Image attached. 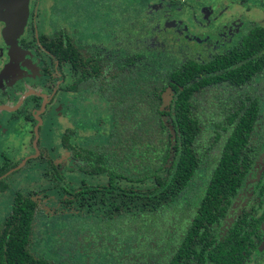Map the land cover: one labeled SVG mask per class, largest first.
I'll list each match as a JSON object with an SVG mask.
<instances>
[{"label":"flooded vegetation","instance_id":"flooded-vegetation-1","mask_svg":"<svg viewBox=\"0 0 264 264\" xmlns=\"http://www.w3.org/2000/svg\"><path fill=\"white\" fill-rule=\"evenodd\" d=\"M191 1L198 3L204 18L213 13L216 5V0ZM120 2L121 0H29L27 21L13 51L10 52L0 34V153L15 151L18 147H14L15 139L18 141L31 134L30 146L34 155L44 157L53 179L70 195L64 202L79 201V207L83 206L84 200L92 197L94 200L99 198L100 203L105 201L100 190L85 192L86 186H99L85 183V177L91 176L94 179L106 176L87 174L76 169L68 150L62 144V135L65 133H68V141L71 143L73 131L69 129H65L57 140L65 153L66 164H54L48 150L39 146L42 127L47 122L45 117L49 107L61 94H87L99 100L101 109H90V112H95L98 116L101 113L106 115L107 133L111 118L107 103L99 92L86 87L69 89L80 77V70L84 66L79 65L77 72L66 59L58 62L51 53V43L63 46L65 51L71 46L79 57L96 59L98 69L108 65V71H111L116 62L119 60L122 63L121 58L130 52L131 43L128 39L133 28L130 26V31L126 32V23L138 18V28L144 24L141 35L144 38V48L169 45L170 52L176 58V69L180 70L182 61L209 63L240 46L242 39L251 30H264L263 23L247 26L240 18H228L226 21H219V27L210 26L207 32L196 34L186 24L178 22L172 14H163L161 11L164 7L177 11L184 6L183 1L127 0L125 7ZM46 3L49 12L41 32L37 33L36 26ZM99 4L102 9H99ZM153 5L157 7L152 8ZM136 7L141 9L139 13ZM211 23L213 22H208V25ZM108 26L111 28L107 32ZM148 26L151 28L149 34L146 33ZM29 27L33 31L32 38L27 35ZM199 47H204L205 50L198 51ZM263 53L264 48L252 54L255 64L251 72L250 68L244 71L246 79L237 84L230 83L228 79L215 81L193 92L190 117L195 128L191 131L189 144L193 153V173L185 185H176L172 208H168L169 199L161 200L160 213L166 217L162 220L159 216L158 228L152 231L147 225L131 240L134 248L143 244L148 237L147 243L152 248L147 252L141 250L142 255L138 258L143 264H167L172 253L175 254V264H264V84L253 91L254 79L264 76ZM64 67H67L73 79L65 86H60L65 81ZM52 75L59 76L60 87L52 85ZM95 81L99 85L98 79ZM166 91H170L169 102L172 92L166 88L162 95ZM209 96L215 97L209 99ZM164 117L167 118L163 115V121ZM239 119L242 122L235 132L238 137L229 145L228 138ZM86 143L71 144L80 147ZM10 161L0 164V170L7 169L0 175V181L5 186L4 190H0V264H21L15 250V256L11 255L10 262L5 260L4 244L9 233L16 231L20 227L21 218H24L17 209L22 200L33 204L29 210L30 235L23 250L32 261L40 262L23 263L61 264L63 255L53 252L52 245L49 246V242H53L49 238L51 229L61 223L66 224L67 231L77 229L78 217L66 220L68 216H54L58 220L54 224V217L43 221L39 216L42 207L40 202L31 194L12 189L10 180H6L7 173L12 170V173H17L25 165ZM20 166L22 167L18 169ZM218 166L225 169L224 176L213 175ZM163 170L165 174V169ZM69 174L77 175L81 184L69 188ZM29 183L25 181L23 184ZM106 185L107 178L106 184L102 186ZM10 190L12 194L5 203L4 195ZM104 204L107 209L102 215L105 219H110L105 217V213L112 209V205L110 202ZM163 205L170 212H161ZM24 212L27 214L28 210ZM35 244H39L40 248L34 249ZM121 250L122 247H119L114 255Z\"/></svg>","mask_w":264,"mask_h":264},{"label":"trees","instance_id":"trees-1","mask_svg":"<svg viewBox=\"0 0 264 264\" xmlns=\"http://www.w3.org/2000/svg\"><path fill=\"white\" fill-rule=\"evenodd\" d=\"M140 10L136 7L138 13ZM143 26L141 24L140 28ZM150 29L149 26L146 28L147 34ZM138 30L130 32L129 54L121 58L122 63L118 60L111 71H108V65L98 69L96 59L79 57L71 46L65 51L63 46L51 43V53L58 62L64 59L69 61L74 71H79V65L84 66L80 70V77L69 89L86 87L99 92L110 113L108 133L99 141L74 147L68 141V133L62 135V144L76 169L87 174H104L107 178L106 186H86L85 192L100 190L101 194L108 192L117 197L126 196L138 203L136 214L149 212L155 215L163 198L169 199L168 208H172L176 185H185L193 173V153L189 145L191 131L195 128L190 117L193 92L215 81L228 79L230 83L237 84L246 79L244 71L250 68L251 72L255 64L252 54L264 48V30H251L240 46L209 63L182 61L180 70L176 69V58L170 52L169 45L145 49L142 44L144 38ZM95 79H98L99 85L95 84ZM166 88L171 90L172 95L167 109L162 110L161 95ZM163 115L168 118L169 124L162 120ZM241 122L239 119L232 129L227 144L230 145L238 137L235 132ZM163 169L165 174L161 177L159 173ZM6 170L1 169L0 175ZM225 172L222 166H218L213 175L224 176ZM118 179L134 184L151 179L154 186L145 191L123 189L115 185ZM4 189L0 181V190ZM110 205L112 209L105 213L106 218H118L126 213V209L121 207L123 202L116 204L110 201ZM32 207L33 204L27 200H22L17 206L24 218L20 220V227L10 232L5 241L4 256L7 262H10L11 255L15 256V250L21 264L40 263L32 261L23 250L30 235L29 210ZM24 210H28V213L25 214ZM153 223L157 226L159 219L153 218L150 224L152 231L156 229ZM167 264H175V254H171Z\"/></svg>","mask_w":264,"mask_h":264},{"label":"rangeland","instance_id":"rangeland-1","mask_svg":"<svg viewBox=\"0 0 264 264\" xmlns=\"http://www.w3.org/2000/svg\"><path fill=\"white\" fill-rule=\"evenodd\" d=\"M48 1L50 2L51 0ZM180 1L184 2V6L179 10L174 11L170 7H164L161 11L163 14H172L178 22L186 24L196 34L207 32L210 30V26H213L212 28L219 27V21L228 18H240L245 21L247 26L252 25V23H263L264 25V0L260 2L258 0H216L214 11L208 18L202 16L197 2L191 0ZM126 2L127 0H121L120 3L125 7L127 5ZM46 6L47 3L40 15V22L36 26L37 33L41 32L43 22L48 15L49 11H47ZM98 7L102 9L101 4ZM156 7L157 5L152 6V8ZM210 21L213 23L208 25ZM130 26L133 29H139L140 35L144 32L143 28H138V18L132 19L131 23H126V32L130 31ZM110 28L108 26L106 31L108 32ZM32 33L33 31L29 27L27 30L28 37L32 38ZM85 33H88V31L85 30ZM199 48L198 51L203 52L205 50L204 47ZM63 73L65 81L61 83L59 76L52 75V85L61 83L60 86H65L72 81L73 75L67 70V67H64ZM253 83L255 85L253 91H257V86L264 84V76L254 79ZM251 90L252 88H250ZM169 95L170 91H166L162 95L163 101L161 106L164 110L166 109ZM211 97L215 96H209V99ZM93 98L87 94L82 96L61 94L60 97H56L52 106L49 107L48 114L45 117L47 122L42 127L39 146L40 148H45L46 151L48 150L47 153L51 156L54 164H66L65 153L57 142L60 134L65 129L73 131V134L70 136V141L76 145L92 140H101L106 135L108 127L107 121L105 120L106 115L101 113L98 116L95 112H90V109L93 111L101 109L97 97L94 98L95 100ZM164 122L169 124L168 119L165 117ZM28 135L29 137L22 138L18 141L15 139L14 147L16 145L18 146L15 148V151H1L0 164L6 160L17 163L21 162L22 166L25 164L23 168H21L22 166L18 167V169H21L17 173H12L13 170L7 173L8 176L5 175L7 176L6 180H10L11 185H13L12 189L31 194L37 202H40L39 204L42 207L39 216L43 221L50 217H60L61 215L68 216L69 218H65L66 220H70L73 216L78 217L77 220L79 223H77V229L67 231L66 224L63 223L60 226L54 225L51 229L52 234L49 238L53 242H49V246L50 244L52 245L53 252H60L63 255L61 264H143L138 258L142 255L141 250L147 252L152 248L147 243L148 237H146L147 240L143 244H139L134 248L131 246V240L136 237L142 228L147 225L150 226L153 218L159 219L160 216L162 220L165 219L166 216H162L160 209L155 212L156 216L149 212L136 214L138 211V203L136 201L129 200L126 196L117 197L114 193L108 192L103 193L102 198L105 201H101V203L99 202V198L94 200L93 197L89 200H84L82 203L83 206L80 207L77 205L79 201L65 203V198H68L70 195L66 194L61 189V185L53 179L44 157L34 155L30 146L31 134ZM25 157L27 158L22 160ZM67 165H69L68 162ZM58 171L61 173L60 169ZM159 174L162 177L164 170ZM16 177L18 178L16 179ZM90 177H85V183L99 186L106 184V178L104 176L94 179ZM67 180L70 182L68 184L69 188L81 184L78 182L77 175L69 174ZM25 181H29L30 183L28 185L23 184ZM115 185L118 188L139 191H145L154 186L151 179L135 184L118 179ZM11 190L4 195L5 203L12 194ZM110 196L116 204L123 202L121 207L126 209L124 215H120L118 218H104L102 213L107 209L104 203L107 204L111 201ZM161 212H170V210L167 209L166 205H163ZM57 221L56 217H54L53 224ZM158 225L156 226L153 223L154 228H158ZM132 228H134V231H132ZM116 230L117 232L115 233ZM105 240L106 242H104ZM119 247H122V250L117 251L116 255H114V252ZM38 248H40V245L35 244L34 249Z\"/></svg>","mask_w":264,"mask_h":264},{"label":"water","instance_id":"water-1","mask_svg":"<svg viewBox=\"0 0 264 264\" xmlns=\"http://www.w3.org/2000/svg\"><path fill=\"white\" fill-rule=\"evenodd\" d=\"M29 0H0V34L10 52L16 47L28 17Z\"/></svg>","mask_w":264,"mask_h":264}]
</instances>
